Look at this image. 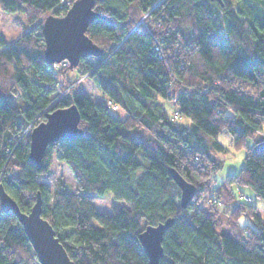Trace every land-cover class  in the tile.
<instances>
[{"label":"trees","instance_id":"1","mask_svg":"<svg viewBox=\"0 0 264 264\" xmlns=\"http://www.w3.org/2000/svg\"><path fill=\"white\" fill-rule=\"evenodd\" d=\"M67 7L65 0H0V13L22 12L32 24L13 41L0 32V183L7 193L24 212L41 194L42 215L75 264H149L138 234L168 217L175 221L159 264H264V218L241 189L264 199V146L255 148L264 142V0L98 1L94 9L108 19L94 20L87 34L101 52L58 68L45 59L38 20ZM145 13L147 24L135 26ZM74 69L97 83L100 101L70 79ZM72 104L83 136L51 143L38 169L29 157L32 128ZM113 106L126 117L112 114ZM224 130L246 155L217 186L212 179L231 152L219 141ZM55 157L71 167L76 191L52 190L40 179ZM170 168L197 188L186 207ZM208 185L211 204L202 207ZM108 191L127 205L100 212L93 199ZM244 215L254 224L240 225ZM0 264H41L19 218L1 203Z\"/></svg>","mask_w":264,"mask_h":264},{"label":"water","instance_id":"2","mask_svg":"<svg viewBox=\"0 0 264 264\" xmlns=\"http://www.w3.org/2000/svg\"><path fill=\"white\" fill-rule=\"evenodd\" d=\"M98 1L74 0L64 15L48 14L42 22L45 38V59L48 64L67 61L77 67L82 57L98 55L100 47L88 36V26L96 19H108L94 9ZM222 2V0H218ZM81 114L75 104L58 108L46 114V119L35 125L30 132L29 157L40 169L43 166L47 147L62 137H81L84 129L79 126ZM264 146L259 143L255 148ZM170 174L181 190L180 203L186 207L197 192L196 186L188 182L177 170L170 168ZM0 203L7 211H13L22 223L27 237L41 264H75L52 224L42 215V197L28 212L21 210L17 201L7 193L0 183ZM175 219L168 217L156 225H146L138 234L139 241L148 257L149 264H159L163 257L165 231Z\"/></svg>","mask_w":264,"mask_h":264},{"label":"rangeland","instance_id":"3","mask_svg":"<svg viewBox=\"0 0 264 264\" xmlns=\"http://www.w3.org/2000/svg\"><path fill=\"white\" fill-rule=\"evenodd\" d=\"M66 2H71V0H65ZM160 1V0H159ZM52 11H49L45 13L43 16L39 18L38 21L42 22L44 18L51 14ZM147 13L142 15V17L139 19V21L136 23L135 26H142L146 25L147 19L146 16ZM32 27V24L28 22L27 16L22 12H16V13H9V12H1L0 13V32L2 35L8 40L13 41L19 38L23 35L24 32H26L28 29ZM67 61H62L61 63H55L58 65V68H63L65 64H67ZM70 79L75 80L77 82H82V85L84 87V90L86 94H88L90 97H92L95 100L100 101L103 98V95L100 91L99 86L97 83L91 79L90 77L84 76L79 70L74 69L70 71L69 74ZM172 93H176L175 90H171ZM21 101L18 100L17 103H20ZM174 109V106L171 103H166V110L168 113H171ZM112 114L119 118H125L127 115V111L122 107H112L111 109ZM176 113H174L175 116ZM183 119V118H182ZM137 134V132L133 133ZM262 133H259L256 136V139L262 138ZM219 141L224 144L225 146H228L231 149V152H229L226 156V162L224 167L214 176L212 179V184L219 186L227 174L229 173H237L239 169L241 168L244 157L246 155V148L242 149H234L231 147V136L227 130H224L219 135ZM251 139L248 141V143H251ZM140 160L144 163H148L147 159L143 156L142 152L137 153ZM15 171L18 170L15 168ZM141 172V171H140ZM139 172V173H140ZM40 179L42 181L47 182L50 185V188L52 190H66V191H76L77 189V181L75 179V175L71 169V167L64 161L58 160L56 157L54 158L53 164L51 165L48 172L44 173ZM233 191L237 194L239 192L238 187L232 186ZM241 189L249 196L252 197V202L260 206V213L264 218V199L257 197L253 190L249 186H242ZM212 195V185H208L207 188L204 191V196L201 198L200 205L202 207H208L210 206V196ZM225 199V198H224ZM93 202L97 209L100 212L105 213H111L112 212V206L113 204H116L118 206L127 205L125 201L117 200L113 197L111 192H106L104 195L99 196L95 194V197L93 199ZM222 208V206H221ZM219 210V209H218ZM219 212H222V210H219ZM94 224H98L97 221L93 222ZM246 223L254 224L253 221L246 215L242 216L239 220V224L243 225Z\"/></svg>","mask_w":264,"mask_h":264},{"label":"built area","instance_id":"4","mask_svg":"<svg viewBox=\"0 0 264 264\" xmlns=\"http://www.w3.org/2000/svg\"><path fill=\"white\" fill-rule=\"evenodd\" d=\"M71 5H72V3L71 2H67V10L71 7ZM67 10L64 12V13H62V15H64L66 12H67ZM113 107H115V106H113ZM180 117V115L176 112V114H175V116L174 117ZM249 199V198H248Z\"/></svg>","mask_w":264,"mask_h":264},{"label":"bare ground","instance_id":"5","mask_svg":"<svg viewBox=\"0 0 264 264\" xmlns=\"http://www.w3.org/2000/svg\"><path fill=\"white\" fill-rule=\"evenodd\" d=\"M29 132V131H28Z\"/></svg>","mask_w":264,"mask_h":264}]
</instances>
